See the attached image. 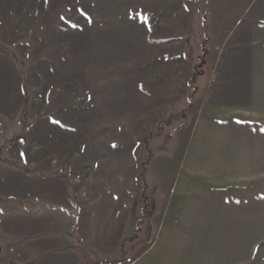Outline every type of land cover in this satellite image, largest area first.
<instances>
[{
    "label": "rangeland",
    "instance_id": "374dc122",
    "mask_svg": "<svg viewBox=\"0 0 264 264\" xmlns=\"http://www.w3.org/2000/svg\"><path fill=\"white\" fill-rule=\"evenodd\" d=\"M262 48L264 0H0V264H264Z\"/></svg>",
    "mask_w": 264,
    "mask_h": 264
},
{
    "label": "crops",
    "instance_id": "0c3cea01",
    "mask_svg": "<svg viewBox=\"0 0 264 264\" xmlns=\"http://www.w3.org/2000/svg\"><path fill=\"white\" fill-rule=\"evenodd\" d=\"M264 51V49H261ZM260 54V53H259ZM262 56V54H261ZM258 65H256V76H255V82L252 83L254 86V93L253 96H257L255 103L257 106L258 111H262L263 102H264V56L263 57H257ZM260 90V93L258 94L257 90ZM258 94V95H257ZM259 121V120H258ZM193 203V208L195 209L194 213L192 212V208L190 210V215L187 217H197L201 214V208H198V206H202V203L196 202V201H190L189 203ZM199 204V205H197ZM183 205L181 207L180 213L183 212ZM192 207V205H191ZM194 214V215H193ZM179 215V212H178ZM155 244H158L155 242ZM90 255L88 256L90 258V261L92 260V256L96 255V257L100 260V262H105L106 264H171V252L167 248V246H164L163 248H156V247H148L143 253L138 254V256L135 259L131 260H118V248L115 247L110 250L106 249H95L90 248ZM93 253V254H91ZM44 256H47L44 258ZM66 258H63V257ZM36 258L38 260H42L43 264H84L87 263L86 256L81 257L78 250H70L67 248H60L58 250H52L51 253L47 254H36ZM44 258V259H43ZM51 259L49 262L47 260ZM178 258L174 257V262L176 264H182V261ZM90 264V263H89ZM101 264V263H100Z\"/></svg>",
    "mask_w": 264,
    "mask_h": 264
},
{
    "label": "trees",
    "instance_id": "16d2710c",
    "mask_svg": "<svg viewBox=\"0 0 264 264\" xmlns=\"http://www.w3.org/2000/svg\"><path fill=\"white\" fill-rule=\"evenodd\" d=\"M202 53H205V49H202ZM205 55V54H204ZM145 200V199H144ZM142 208H141V212H140V216L137 218V226H136V231H140L141 227H140V224L142 222V219L141 217L143 216V213L144 211L146 210V207H147V203L145 201H142ZM150 217V215L148 216V218ZM148 222V221H147ZM145 222V223H147ZM101 264H106L105 262H102L101 261Z\"/></svg>",
    "mask_w": 264,
    "mask_h": 264
}]
</instances>
